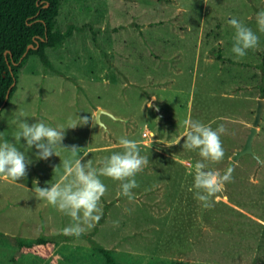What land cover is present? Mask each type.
<instances>
[{"label": "rangeland", "instance_id": "rangeland-1", "mask_svg": "<svg viewBox=\"0 0 264 264\" xmlns=\"http://www.w3.org/2000/svg\"><path fill=\"white\" fill-rule=\"evenodd\" d=\"M261 10L264 0H60L55 28L72 25L71 35L61 47L45 49L48 66L27 57L0 111V142L15 143L31 161L19 184L0 180V264H107L99 248L116 264H264V105L251 147L258 160L242 155L222 173L244 143L256 100L264 99V33L255 22ZM233 17L260 37L259 47L240 60L231 52ZM162 50L179 53L177 64L162 67L167 80L158 69L147 78L143 56L149 52L153 61ZM160 83L168 87L160 91L158 117L147 93ZM20 112L29 124L53 127L88 117L65 129L62 146H76L82 162L94 167L121 151V136L138 141L149 164L136 176L134 199L119 195V182L101 177L107 186L101 219L79 237L65 235L71 218L37 199L35 182L40 188L59 182L60 163L71 153L36 159L34 147L14 139ZM188 118L226 129L224 158L208 167L231 178L203 205L189 191L201 158L183 148V139L177 144ZM38 237L54 242L53 262L18 252L14 240Z\"/></svg>", "mask_w": 264, "mask_h": 264}, {"label": "clouds", "instance_id": "clouds-1", "mask_svg": "<svg viewBox=\"0 0 264 264\" xmlns=\"http://www.w3.org/2000/svg\"><path fill=\"white\" fill-rule=\"evenodd\" d=\"M228 22L234 30L231 52L237 60L243 59L249 50L259 47L260 37L257 31L235 17ZM255 22L258 32L264 33V10L256 14ZM23 116L24 113L20 112L13 120L18 128L14 139L17 143L23 139L22 146L28 150L34 147L36 159L46 161L51 156L59 157L57 150L71 153V156L60 163L63 174L59 182L44 188L37 187L35 182L36 198L71 218L72 223L62 229L65 235L79 237L101 219V199L107 192V186L101 177L119 182V195L129 200L134 199L132 190L139 186L136 176L149 164V156L141 155L138 141L121 136L118 142L121 151L113 152L103 158L98 167H94L91 160L82 162L83 158L77 155L79 149L76 146L70 149L62 146L65 129H75L87 124L88 117L76 116L66 127H53L43 121L29 124L28 120L22 119ZM184 125V135L177 144L183 139V148L198 152L201 158L194 165L193 184L189 191H195L197 197L204 200L231 178L230 174L220 175L208 167L224 158L221 136L226 133V129L222 124L213 129L210 125L191 118L186 119ZM30 163L27 154L15 143L7 140L0 142V180L13 183L23 180ZM25 189L28 190L26 187Z\"/></svg>", "mask_w": 264, "mask_h": 264}, {"label": "trees", "instance_id": "trees-1", "mask_svg": "<svg viewBox=\"0 0 264 264\" xmlns=\"http://www.w3.org/2000/svg\"><path fill=\"white\" fill-rule=\"evenodd\" d=\"M59 1L0 0V111L14 92L17 74L27 57L35 55L44 66H48L45 49L61 47L71 35L72 25L65 31L55 28ZM28 44L33 47L26 50ZM261 62L264 64V52ZM14 243L22 254L30 253L54 261V242L50 239L38 237L31 242L14 240ZM98 251L107 264H116L107 250L99 248Z\"/></svg>", "mask_w": 264, "mask_h": 264}, {"label": "crops", "instance_id": "crops-1", "mask_svg": "<svg viewBox=\"0 0 264 264\" xmlns=\"http://www.w3.org/2000/svg\"><path fill=\"white\" fill-rule=\"evenodd\" d=\"M180 32H181V35L179 37H180V39H182V38H184L183 33H182L183 32L182 29H180ZM143 57H145L148 65L144 66V64H143V67L141 69H142L143 73L147 72V74H146L147 78H151L152 76H154L156 69H158L157 72L161 76L164 75L165 79L167 80V76H166L167 74H165V73H167V71H165V69H163L162 67L164 66L165 68H169L170 66H175L177 64V62H175L174 58H179V53L170 54V56H168V53H165L164 50H162L160 52H157L154 55L155 58L153 61L151 59L152 56L150 55L149 52H146ZM131 59L134 61V58H131ZM138 60H140V58H138ZM128 61H131V60H128ZM133 61L130 64H136ZM137 63L139 64V61ZM156 63L158 65V67H155ZM170 73H172V72H170ZM172 75L174 76V73H172ZM150 81H149V83H150ZM164 83H160V85H153V90L147 93L149 105H150L151 101H154L155 105H157L158 97L162 96V94H160V91H163L164 89H166L168 87L166 85H170L172 87L174 85V79L170 78V80L168 82H166V85ZM174 89H177V91L179 90L178 88H174ZM174 91L177 92L176 90H174ZM261 251L264 252V247L261 249ZM255 252H257V250Z\"/></svg>", "mask_w": 264, "mask_h": 264}, {"label": "water", "instance_id": "water-1", "mask_svg": "<svg viewBox=\"0 0 264 264\" xmlns=\"http://www.w3.org/2000/svg\"><path fill=\"white\" fill-rule=\"evenodd\" d=\"M46 5V4H45ZM32 44H28L26 46V50H28L29 48H32ZM3 54L5 55L6 54V51L3 52ZM24 55V53L22 54V56ZM14 83L11 84V86L13 85ZM8 91L9 89L6 91L5 93V98L8 97ZM256 108H255V114L253 116V120H252V123H251V126L249 127V130H248V133L245 137V140H244V143L242 145V147L239 149V150H236L232 157H231V160L228 161L225 169L223 170L222 173L226 172L232 165L233 163L242 155H250L251 157H253L254 159L258 160V157L253 153L252 151V141H253V138L257 132V126H258V123L260 122V119H261V115L263 113V105H264V99L263 98H259L256 100ZM150 106L153 107V109L155 110V112L157 113L158 117H160V114H159V111L154 103V101H151L150 102ZM100 112V110H97L96 111V115H98V113ZM209 197H205L204 200H202V205L207 201Z\"/></svg>", "mask_w": 264, "mask_h": 264}, {"label": "built area", "instance_id": "built-area-1", "mask_svg": "<svg viewBox=\"0 0 264 264\" xmlns=\"http://www.w3.org/2000/svg\"><path fill=\"white\" fill-rule=\"evenodd\" d=\"M149 133H150V132H149L148 130H145V131L142 132V136H148Z\"/></svg>", "mask_w": 264, "mask_h": 264}]
</instances>
